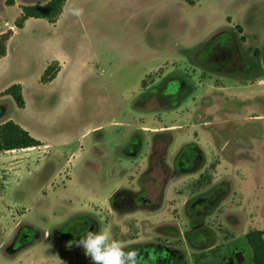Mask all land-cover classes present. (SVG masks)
I'll use <instances>...</instances> for the list:
<instances>
[{"label": "rangeland", "instance_id": "obj_1", "mask_svg": "<svg viewBox=\"0 0 264 264\" xmlns=\"http://www.w3.org/2000/svg\"><path fill=\"white\" fill-rule=\"evenodd\" d=\"M44 1L10 5L0 0V26L14 24L20 5ZM192 1L140 0L126 13L112 3L72 0L60 23L62 45L55 41L58 29L46 20L31 19L17 36L13 49L21 62L0 66V93L22 84L26 107L0 94V122L13 120L41 146L53 148L0 155L6 172L16 171L7 163L14 156L29 164L19 175L0 174V264H91L74 245L64 251L68 258L48 259L47 246L35 243L17 252L4 250L25 217L35 225L41 219L40 206L64 212L69 205H90L99 231L108 230L126 245L154 243L175 250L182 255L179 264H226L235 249L242 250L244 264H253L244 238L250 230H264V0ZM146 24L151 32H143ZM226 33L234 34L244 54L246 75L220 71L215 76L206 69L201 77L195 69L192 81L198 90L180 102L162 97L164 84L146 80L143 88L139 83V55L148 48L198 66L196 52ZM185 39L202 43L188 49ZM86 40L96 41V52L86 50ZM59 56L64 69L52 82L42 83L45 63ZM176 65L170 61L163 75L175 71L170 77H182L183 61ZM143 126L164 129L152 135ZM136 138L142 142L132 166H142L138 173L130 170L127 154ZM193 147L202 151L203 165L191 171L186 165L175 168L178 156ZM153 148H167L165 162L172 169L160 205L119 211L108 201L101 209L93 205L120 187L139 190ZM155 166L145 180L153 200L162 180ZM40 190L47 196L41 197ZM197 197L213 200L194 211L188 204ZM200 229L210 232H200L201 240L194 234Z\"/></svg>", "mask_w": 264, "mask_h": 264}, {"label": "flooded vegetation", "instance_id": "obj_2", "mask_svg": "<svg viewBox=\"0 0 264 264\" xmlns=\"http://www.w3.org/2000/svg\"><path fill=\"white\" fill-rule=\"evenodd\" d=\"M195 60L199 65H195V67L192 68L193 70L191 69V71H188L187 68H184L182 77L175 76L168 78L169 80H167L163 86V94L160 93L164 99L177 100V102H180L183 99L186 100L190 95L196 92L198 90L197 83L193 84L192 81L195 78V69H200V71H202L201 77L206 73V69L210 70L215 76H218L221 72L237 71L244 75L248 73L247 70L249 65L244 63V54L240 51L239 44L234 34L230 33L217 35L214 40H211L209 44L196 52ZM173 72H170V76ZM223 74L224 73L221 75ZM141 146L142 142L136 138L127 148V154L131 157L130 170L135 173H137V167H133L132 169V166L133 164L137 165L135 156ZM166 151L167 148L161 152L155 151L153 148L154 156H149L146 160L147 168L142 172L140 189L137 191L133 190L132 187H120L115 189L110 198L106 200L109 206L119 211L132 208L152 209L160 205L163 199L164 188L172 173V169L165 162ZM75 152L76 151H73V153ZM29 153L30 152H28V154ZM23 160V157L14 156L8 160L7 163L14 165L13 168H19V164ZM203 161L204 157L202 151L198 147H193V150L191 149L189 154L183 152L178 156L175 168H183L186 165L188 171L196 170L203 165ZM155 165H158L161 170L162 180L159 182L161 190L153 200L145 180H148L149 175L155 171ZM27 167L28 166L25 168ZM6 168V166H0V174L4 175V177L8 174L5 170ZM132 174L133 173H131V175ZM155 181V179H150V182L153 184H155ZM39 195L42 197L45 196L46 193L44 190H40ZM205 200H207L205 205L207 206L213 199L197 197L192 202L190 201L188 205L191 209L196 211V207L199 204L201 205ZM69 203L73 204V200H70ZM63 206L61 205L59 207L62 208ZM67 207L69 209L62 212L56 211V207L54 206H40V208L43 209L40 213L41 219L34 221L35 223L37 222L35 225L25 217V222L19 224L14 236L4 247L5 252H17L20 248L35 243L36 245L47 246L46 252L49 256L48 259L58 258L60 256L68 258L69 254L64 253V251H66L65 249H69L71 245H75L81 236L87 232H98L101 226L100 221L91 214L90 205L85 208H74L73 205ZM27 210L28 209H24L23 212H30ZM197 227H199V225H195V228ZM194 232V234L205 232L206 236L207 233H210L207 232V230L201 229ZM199 236L200 234L198 236L196 235V238ZM199 238L200 240L202 239V237ZM2 245H4V243ZM130 246L142 250L144 264H179L182 258V255L175 250L161 246L160 244L142 243ZM226 264H244V254L242 250L235 249L232 254L227 257Z\"/></svg>", "mask_w": 264, "mask_h": 264}, {"label": "trees", "instance_id": "obj_3", "mask_svg": "<svg viewBox=\"0 0 264 264\" xmlns=\"http://www.w3.org/2000/svg\"><path fill=\"white\" fill-rule=\"evenodd\" d=\"M67 0H49L44 4L22 5L21 14L14 22L16 29H22L29 18L44 19L49 23H56L60 17ZM191 4L192 0H187ZM7 4H14L13 0H7ZM14 34L13 29H8L0 34V58L7 53V43ZM58 61L50 63L41 77L42 83L52 82L61 70ZM3 95H10L19 108L26 107L23 94V86L15 83L5 89ZM42 145V142L34 138L30 132L13 120H8L0 124V152L26 149ZM245 243L251 249L252 263L264 264V230L253 229L246 233Z\"/></svg>", "mask_w": 264, "mask_h": 264}, {"label": "crops", "instance_id": "obj_4", "mask_svg": "<svg viewBox=\"0 0 264 264\" xmlns=\"http://www.w3.org/2000/svg\"><path fill=\"white\" fill-rule=\"evenodd\" d=\"M48 1L49 0H46V1L42 2V3H40V4L47 3ZM96 1H99V2H102V3H106V4H109V3L111 4L112 3L113 5L118 7V10L120 12H126V13L128 12V8L129 7L135 6V5H137L140 2V0H96ZM174 1L184 2V1H187V0H174ZM13 2H14V4H16V0H13ZM71 2H72V0H67L66 1L65 6L63 8V11H62L60 17L58 18L57 22L56 23H51L55 28L58 29L56 34H55V41H56L57 45H59V44L62 45L63 44L62 31H59V28H60V23H61L64 15L66 13V11L68 10L69 4ZM6 3H7V0H6ZM21 6L22 5H20V9H21ZM31 19H36V18H29L25 22V25H24V27L22 29H16L14 27V24L9 23V22H5L3 24V26H0V34L6 32L10 28L14 30V34L11 36V38L9 39V41L7 43V53H6V55L4 57L0 58V66L2 65L4 67V66H7V64H8L11 67L12 66V62L14 64L21 62V61H18V59L15 60V58L17 56V50L13 49V44L16 42L17 36L20 35V33L24 30V28L26 27L27 23H29V21ZM39 20H44V19H39ZM151 31H152V29H151L150 24H146L144 29H143V32H151ZM201 43L202 42H201L200 39L199 40L198 39H194V40H190V41H187L186 39L184 40L185 47L188 48V49H193L197 45H201ZM95 44H96V41H90V40L84 41V45H85L86 50H88V51H90L92 53L96 52V48L97 47L95 46ZM19 51H18V53H19ZM139 56L141 57V60L139 61L138 64L142 66L141 67L142 71H141L140 75L138 76V79H139V83H141V85H146L147 84V83H145L146 80H151V83L152 84H156V85L165 84V80L170 77V72H168L165 75H163V71H164V67H166L167 64H169L170 61L172 62V67L173 68L175 66H177L176 65L177 61H180V60L183 61L184 68H188V67L189 68H193V67H195V65L188 66L187 65L188 61L184 57L182 59L180 57H176V56H172V57H168L167 56L166 57V56H163V55H160V54H156L154 49H152V48H148L146 54H142V55H139ZM62 60H63V56L56 57V59L46 62L43 69H46V67L50 63H52L53 61H58L61 64V66H62L60 72L57 75V77H58L59 74L64 69V63L65 62H63ZM155 62L157 63V65H155L153 67L149 65V63H155ZM179 66H180V64H179ZM10 67H8V68H10ZM3 92H1L0 94H2ZM3 122H6V121H2V122H0V124L3 123ZM176 127L177 126H171L168 129L171 130V129H174ZM162 129H164V128L157 129V128H151V127H148V126H143L141 128L142 131H144V132H146L148 134H152V135L154 133H157V132L161 131ZM84 134H87V132L84 133ZM42 145H43V143H42ZM51 148H53V146L51 144H46L44 146L40 145L38 147H30V148H26V149H17V150L0 152V155H5V153H7V152H30L31 153L33 151H41V150H46V149L48 150V149H51ZM75 153H77V152H75ZM75 153L71 154L70 159L74 160L77 157V154H75ZM3 164H6V163L4 162ZM19 165H20L19 168H15L16 171L8 172V174L9 173L10 174L12 173L13 175L21 174L22 170L26 167V165L23 162H21ZM4 166H6V165H4ZM28 166H29V164H28ZM141 170H142V166L137 167V173L139 171H141ZM101 204L105 206L106 200L100 202V204L95 203L93 205H96V206L100 207ZM200 226H201V222H200Z\"/></svg>", "mask_w": 264, "mask_h": 264}, {"label": "clouds", "instance_id": "obj_5", "mask_svg": "<svg viewBox=\"0 0 264 264\" xmlns=\"http://www.w3.org/2000/svg\"><path fill=\"white\" fill-rule=\"evenodd\" d=\"M74 246L91 264H144L141 249L126 245L108 230L87 232Z\"/></svg>", "mask_w": 264, "mask_h": 264}]
</instances>
